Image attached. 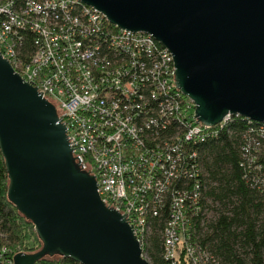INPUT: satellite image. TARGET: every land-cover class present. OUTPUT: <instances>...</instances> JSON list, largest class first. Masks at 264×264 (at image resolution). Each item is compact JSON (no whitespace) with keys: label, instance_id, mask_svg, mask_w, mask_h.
Here are the masks:
<instances>
[{"label":"water","instance_id":"obj_1","mask_svg":"<svg viewBox=\"0 0 264 264\" xmlns=\"http://www.w3.org/2000/svg\"><path fill=\"white\" fill-rule=\"evenodd\" d=\"M79 1L163 44L173 55L174 85L195 102L203 124L235 115L264 122V0ZM75 144L55 105L0 52L8 198L43 244L15 254L13 264L56 255L79 264H151L129 215L106 205L96 177L74 156Z\"/></svg>","mask_w":264,"mask_h":264},{"label":"built area","instance_id":"obj_2","mask_svg":"<svg viewBox=\"0 0 264 264\" xmlns=\"http://www.w3.org/2000/svg\"><path fill=\"white\" fill-rule=\"evenodd\" d=\"M107 23L112 24L103 13L79 0H0V52L45 98H60V118L68 139L76 142L74 156L96 177L106 205L129 215L142 246L149 211L144 201L162 203L179 178L185 144L224 127L233 116L215 126L203 124L195 102L174 85L172 53L148 33L114 24L110 30ZM24 28L39 34V48L27 65L16 48ZM37 61L41 66L31 76L21 72ZM170 125L177 126L176 134L159 139ZM187 198L185 192L174 196L166 257L180 264L184 246L185 258L205 264L187 241ZM153 214L158 215L154 208Z\"/></svg>","mask_w":264,"mask_h":264},{"label":"trees","instance_id":"obj_3","mask_svg":"<svg viewBox=\"0 0 264 264\" xmlns=\"http://www.w3.org/2000/svg\"><path fill=\"white\" fill-rule=\"evenodd\" d=\"M107 27L116 29L108 23ZM17 40L18 58L30 64L39 48V34L24 28ZM262 126V122L233 116L224 127L185 144L181 150L185 158L179 178L171 181L163 202L144 201L149 211L145 213L147 229L142 246L151 264H174L166 257L165 229L173 218L174 196L184 192L190 197L185 205L187 241L201 252L205 264H264ZM176 127L168 126L159 139L175 135ZM8 185V172L0 150V237L16 245L24 238L35 236L37 246H27V249L43 246L34 224L9 200ZM153 208L158 215L153 214ZM179 250L180 264H193L185 258V247ZM60 263L79 264L60 255L47 256L36 264Z\"/></svg>","mask_w":264,"mask_h":264},{"label":"rangeland","instance_id":"obj_4","mask_svg":"<svg viewBox=\"0 0 264 264\" xmlns=\"http://www.w3.org/2000/svg\"><path fill=\"white\" fill-rule=\"evenodd\" d=\"M40 62L37 61L36 65L30 69V70H24L21 71L23 74L27 75L28 73H30V76L32 75V73H34L36 70H38L40 68ZM21 70V69H20ZM57 92V90H56ZM59 93L61 94V91H59ZM57 96H60V95H57ZM64 99H67V96L66 95H63ZM46 99H48L50 102H52L55 107L57 108V112H58V115L59 116H62L64 117V111H63V108H62V103H61V100L59 97H54V95L52 97H49V96H46ZM65 119V118H64ZM34 229H35V226H34ZM36 232V230H35ZM37 234V232H36ZM35 236H30V238H24V240L22 239V241L16 245H11V244H8V242L1 236L0 237V262L4 263V264H13L10 263V260L14 258L15 254H17V252H20L21 249L20 248H23V252L25 253H34V252H37L40 250V247H37L33 250H30V249H27V246H30L31 245H36L35 244ZM37 246V245H36ZM16 252V253H15ZM2 255V256H1ZM13 255V257H12ZM60 264H63V263H60ZM66 264V263H64Z\"/></svg>","mask_w":264,"mask_h":264}]
</instances>
